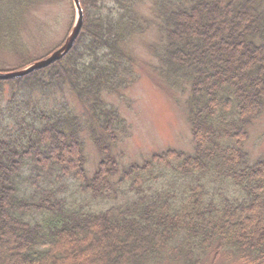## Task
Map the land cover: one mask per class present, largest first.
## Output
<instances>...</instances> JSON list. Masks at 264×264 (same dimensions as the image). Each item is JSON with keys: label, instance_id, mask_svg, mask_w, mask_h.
Here are the masks:
<instances>
[{"label": "trees", "instance_id": "16d2710c", "mask_svg": "<svg viewBox=\"0 0 264 264\" xmlns=\"http://www.w3.org/2000/svg\"><path fill=\"white\" fill-rule=\"evenodd\" d=\"M162 1L151 18L145 0H81L64 58L0 80V264H201L209 250L264 264V155L246 148L264 112V0ZM153 19L147 48L188 95L194 148L127 164L119 101L141 77L134 45ZM0 37L17 47L12 29Z\"/></svg>", "mask_w": 264, "mask_h": 264}, {"label": "rangeland", "instance_id": "374dc122", "mask_svg": "<svg viewBox=\"0 0 264 264\" xmlns=\"http://www.w3.org/2000/svg\"><path fill=\"white\" fill-rule=\"evenodd\" d=\"M19 1L0 0V32L6 33L12 29L18 39H5L6 45L15 42V48H6L0 43V71L19 67L25 61L31 63L50 54L64 43L76 20L77 10L72 0H34L25 9L24 4L18 7ZM145 2L150 6H140L142 14L151 18V12L161 14L164 1ZM157 34V21L153 19L147 33L135 41L134 56L141 77L126 93L127 107L119 101L120 113L130 123L129 134L116 149L122 163H140L168 148L189 153L194 148L185 105L188 95L170 85L159 58L151 55L147 48ZM0 40L3 38L0 37ZM246 148L252 158L264 155V112L250 125ZM85 154L86 170L92 174L99 153L88 138H85ZM180 240L182 236L176 242ZM205 253L201 256V264H244L228 252L217 255L214 250H209ZM163 264L181 263L165 261Z\"/></svg>", "mask_w": 264, "mask_h": 264}, {"label": "water", "instance_id": "95a60500", "mask_svg": "<svg viewBox=\"0 0 264 264\" xmlns=\"http://www.w3.org/2000/svg\"><path fill=\"white\" fill-rule=\"evenodd\" d=\"M73 3L75 9L77 10L76 20L71 32L65 39L64 43L60 47L52 51L45 58L37 60L32 64L26 66L25 68L9 72H0V80L20 78L29 75L35 71L46 68L65 57L72 50L76 43V40L78 39L81 33L84 24V12L81 5V0H73Z\"/></svg>", "mask_w": 264, "mask_h": 264}]
</instances>
